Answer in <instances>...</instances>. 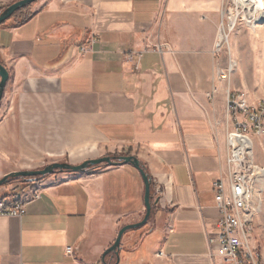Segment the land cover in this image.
<instances>
[{
    "label": "crops",
    "instance_id": "crops-1",
    "mask_svg": "<svg viewBox=\"0 0 264 264\" xmlns=\"http://www.w3.org/2000/svg\"><path fill=\"white\" fill-rule=\"evenodd\" d=\"M17 1L0 0V10ZM225 4L39 0L0 26V64L10 74L0 179L28 149H72L73 162L98 149L148 170L150 219L124 235L107 264H214L206 232L220 218L213 183L228 173L227 92L247 88L237 76L220 78ZM19 183L0 189L26 209L0 217V264H103L120 230L146 216L145 184L129 165Z\"/></svg>",
    "mask_w": 264,
    "mask_h": 264
},
{
    "label": "built area",
    "instance_id": "built-area-1",
    "mask_svg": "<svg viewBox=\"0 0 264 264\" xmlns=\"http://www.w3.org/2000/svg\"><path fill=\"white\" fill-rule=\"evenodd\" d=\"M231 13V12H229ZM226 15V13H222ZM219 27L216 53L229 42L237 27L236 19L229 17ZM94 41H92V44ZM85 52L92 51L85 47ZM235 72V63L221 74V80H229ZM227 107L231 130L227 136L229 173L227 179L213 183L216 207L220 218L214 231H207L206 238L214 264H260L261 255L251 247L252 224L261 209V194L264 168L254 163V138L264 136V100L250 101L243 91H228ZM33 185V184H32ZM33 200L41 198V190L31 188ZM162 193V189H158ZM23 203L0 198V217H21L25 213ZM66 253L71 255L72 248Z\"/></svg>",
    "mask_w": 264,
    "mask_h": 264
},
{
    "label": "rangeland",
    "instance_id": "rangeland-1",
    "mask_svg": "<svg viewBox=\"0 0 264 264\" xmlns=\"http://www.w3.org/2000/svg\"><path fill=\"white\" fill-rule=\"evenodd\" d=\"M4 10H0V14ZM222 13H226V15L222 14V17L225 19V28H227L229 17H232L233 20L236 19L237 27L230 35L229 42L221 47L218 54L226 62L225 67L227 69L231 62L235 63V72L231 77L237 76L238 84L247 87L244 91L250 96V101L257 103V101L264 100V22H257L253 19L251 25L246 24L247 21L244 17L245 10L236 0H226ZM258 139L254 138V163L264 168V136L260 137L262 142L260 143L259 149H256L255 144L256 142L258 143ZM48 150L50 149H28L25 153L18 156L15 155L17 157H14V162L11 164L13 172L43 170L54 163L79 165L87 160L98 159L104 156V154L98 152V149H96L95 152L81 156L80 159L73 162L70 154L72 149H54L55 151L53 153L48 152ZM19 182H23V180ZM19 182L12 181L4 188L13 187L20 184ZM262 183L261 187L263 191L261 194V202L259 203L261 209L253 220L251 239L252 249L261 255L260 264H264V180Z\"/></svg>",
    "mask_w": 264,
    "mask_h": 264
},
{
    "label": "water",
    "instance_id": "water-1",
    "mask_svg": "<svg viewBox=\"0 0 264 264\" xmlns=\"http://www.w3.org/2000/svg\"><path fill=\"white\" fill-rule=\"evenodd\" d=\"M37 1L39 0H20L10 5L7 9L4 10L2 14H0V26L5 24L7 21H9L17 12L29 7L30 5L36 3ZM9 77H10L9 71L6 69L4 65L0 64V104L4 96L5 88L9 81ZM103 165L106 166L129 165L134 167L137 171H139L145 184V206H146V216L143 219V221L137 224L127 225L120 230L115 243L105 253L103 257V264H107L105 258L108 254L115 253V255L119 257L120 246L124 235L131 230H135L146 225L152 213V195H151L152 179L149 173L146 171L145 166L142 165L137 158L133 156H105L98 159L87 160L79 165L54 163L43 170L13 172L0 179V189L7 186L10 182L15 180H23L24 182H34V181H39V179H45L46 177L53 175L57 172L83 174Z\"/></svg>",
    "mask_w": 264,
    "mask_h": 264
},
{
    "label": "bare ground",
    "instance_id": "bare-ground-1",
    "mask_svg": "<svg viewBox=\"0 0 264 264\" xmlns=\"http://www.w3.org/2000/svg\"><path fill=\"white\" fill-rule=\"evenodd\" d=\"M238 4L245 10L246 24L251 25L252 20L264 22V0H236ZM257 15V16H256Z\"/></svg>",
    "mask_w": 264,
    "mask_h": 264
},
{
    "label": "trees",
    "instance_id": "trees-1",
    "mask_svg": "<svg viewBox=\"0 0 264 264\" xmlns=\"http://www.w3.org/2000/svg\"><path fill=\"white\" fill-rule=\"evenodd\" d=\"M22 10H23V9H22ZM20 11H21V10H20ZM20 11H19V12H20ZM19 12H17V13H19ZM17 13H16V14H17ZM16 14H15V15H16ZM15 15H14V16H15ZM14 16H13V17H14ZM145 168H146V167H145ZM146 171L148 172L147 168H146ZM39 180H42V179H39ZM15 181L19 182V181H21V180H15Z\"/></svg>",
    "mask_w": 264,
    "mask_h": 264
}]
</instances>
